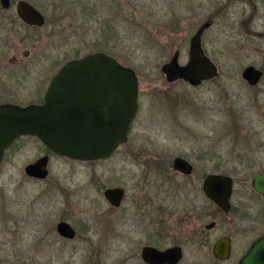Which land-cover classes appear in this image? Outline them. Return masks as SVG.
Wrapping results in <instances>:
<instances>
[{"label": "rangeland", "instance_id": "obj_1", "mask_svg": "<svg viewBox=\"0 0 264 264\" xmlns=\"http://www.w3.org/2000/svg\"><path fill=\"white\" fill-rule=\"evenodd\" d=\"M29 1L38 2L49 25L38 33L0 30V62L10 76L26 81L20 89L16 79L10 81L11 100L20 105L37 100L33 87L40 78L73 58L104 52L137 72L140 107L129 141L112 158L80 163L52 156L50 177L39 186L32 185L25 168L45 155L42 144L25 139L10 151L0 173V264H145L141 250L147 245L161 250L181 246L179 264H239L262 226L257 220L243 221L237 209L215 217L200 192L206 176L202 166L215 168L221 157L237 165L240 174L230 175L235 180L233 207H241L247 197L257 219L260 203L250 186L259 168L250 162L264 158V79L251 86L242 74L249 66L264 71V0ZM210 20L214 25L205 31L203 47L219 77L199 87L168 83L162 66L176 50L185 65L191 38ZM210 146L219 157L201 160ZM176 157L194 166L187 180L174 174ZM221 170L236 172L234 166ZM113 187L127 191L120 210L104 197L105 189ZM45 190L56 191L57 221L65 213L78 229L74 242L46 237L50 223L44 218L50 219L42 205L21 214L20 206ZM178 194L183 198L179 203ZM135 202L147 203L142 216ZM212 222L215 227L206 229ZM225 236L232 239L233 255L222 262L212 247Z\"/></svg>", "mask_w": 264, "mask_h": 264}, {"label": "water", "instance_id": "obj_2", "mask_svg": "<svg viewBox=\"0 0 264 264\" xmlns=\"http://www.w3.org/2000/svg\"><path fill=\"white\" fill-rule=\"evenodd\" d=\"M9 0H2L8 6ZM18 13L28 25L42 27L44 17L28 2L18 4ZM211 22H205L190 40L188 61L180 63L176 50L161 71L170 84L185 82L199 87L219 76L215 63L205 54L202 40ZM28 53H26L27 55ZM243 79L256 86L263 72L254 66L243 71ZM140 81L137 72L123 65L115 57L97 52L66 63L53 78L41 105L0 106V165L4 152L23 136L37 137L59 157L79 162L109 159L129 141L132 123L139 111ZM48 157H43L25 168L28 176L43 179L47 176ZM174 170L191 175L192 165L183 158H176ZM253 189L264 196V175L252 181ZM205 195L224 213L231 208L233 178L209 175L203 185ZM125 196L122 188H107L106 201L120 207ZM214 223L206 226L212 229ZM59 234L74 239L76 232L68 223L58 226ZM231 239L220 238L212 248L213 256L222 262L232 257ZM184 257L181 246L164 250L153 246L143 248L141 258L145 264H179ZM239 264H264V237L256 241Z\"/></svg>", "mask_w": 264, "mask_h": 264}, {"label": "flooded vegetation", "instance_id": "obj_3", "mask_svg": "<svg viewBox=\"0 0 264 264\" xmlns=\"http://www.w3.org/2000/svg\"><path fill=\"white\" fill-rule=\"evenodd\" d=\"M21 1H25V2H28L30 5H32L43 17H44V19H45V24H44V26H42V27H37V26H31V25H28V24H26L22 19H21V17L19 16V13H18V4L21 2ZM37 4H38V2L37 3H33V2H31V1H29V0H9L8 1V6L7 7H5V6H3V4H2V0H0V30L1 31H9V30H20L21 28H24V29H26V30H28V31H33V32H36V33H38L39 31H42V30H44L45 28H46V26H48L49 25V19H48V17H47V14L44 12V11H42L38 6H37ZM40 4V3H39ZM244 14H246V12H244ZM207 22H211V26H210V28L214 25V20H210V21H207ZM251 22V21H250ZM251 24V23H250ZM250 26V25H249ZM200 28V27H199ZM209 28V29H210ZM209 29H207V30H209ZM206 30V31H207ZM205 33V32H204ZM258 36H262L260 33H258L257 34ZM203 36H204V34H203ZM202 44H203V40H202ZM204 48V47H203ZM204 51H205V54H206V56H208L207 55V52H206V50L204 49ZM26 53H28L27 55H26ZM24 56L26 57V58H28L29 57V52H24ZM82 57H84V56H82ZM82 57H76V58H73V59H71V60H74V59H79V58H82ZM209 57V56H208ZM210 58V57H209ZM211 59V58H210ZM71 60H69V61H71ZM69 61H67V62H65L64 64H62L60 67H58V69H56V71L50 76H48V77H45V78H40L41 80L39 81V83L37 82L35 85H34V89H35V91H36V93H35V95H37L38 96V99L37 100H34V101H31L30 103H28L27 105H31V104H36V105H41V104H43V102H44V97H45V94H46V92H47V90H48V88H49V86H50V83L52 82V80H53V78L57 75V73L59 72V70L66 64V63H68ZM57 65V64H56ZM56 67V66H55ZM54 67V68H55ZM9 68L7 67V66H3V62H0V72L2 73V76H3V78H1V80H0V106L1 105H4V104H17V105H20V103H17V102H15V101H13V100H11L10 98H9V96H11V94H13L14 92V88H12L11 87V85L10 84H12V83H10V81L11 80H13V79H16L17 80V82H18V88L20 89V87L22 86V84L21 83H23V85L25 84V82H24V78L23 77H20V75H15V74H13L12 76H10L9 75ZM259 70H261V69H259ZM262 72H263V76H262V78L260 79V81L258 82V84L257 85H260L261 83H262V81H263V79H264V71L263 70H261ZM7 74L9 75L8 77H7ZM219 77V76H218ZM217 77V78H218ZM46 78H48L47 80H46ZM217 78H215V79H217ZM215 79H213V80H215ZM213 80H211V81H213ZM245 81V80H244ZM246 82V81H245ZM10 83V84H9ZM205 83V82H204ZM246 83H248V82H246ZM256 85V86H257ZM251 89H254V88H251ZM27 105H20V106H27ZM263 108V107H262ZM138 113H139V111H138ZM137 116H138V114H137ZM136 119H137V117H136ZM136 119L134 120V122L136 121ZM133 122V123H134ZM133 123H132V125H133ZM132 125H131V128H132ZM131 128H130V132H131ZM130 132H129V135H130ZM25 139H34V140H36V141H38L40 144H42V146H43V149H44V151H45V155L44 156H42V157H40V158H38L35 162H37L39 159H41V158H43V157H48V164H47V168H46V170H47V172H48V174H47V176L45 177V178H43V179H39V178H33V177H30V176H28L27 174H26V176L28 177V179H30V181H33V183L34 184H32V185H34V186H39V182H41V181H46V180H48L49 179V174H50V171H49V168H48V165H49V161H50V159H51V157L52 156H56V157H59V156H57L56 154H54L51 150H49L37 137H34V136H23V137H21V138H19V139H17L15 142H14V144L12 145V146H10L8 149H6L5 150V152H4V156H3V159H2V162H1V165H0V173L4 170V166H5V164H6V162L8 161V159H9V154H10V151L18 144V143H20V142H22L23 140H25ZM118 151V150H117ZM116 151V152H117ZM115 152V153H116ZM204 153L201 155V160H203V159H207V160H216L219 156L215 153L216 151L214 150V148L212 147V146H210V147H208L207 149H205L204 151H203ZM114 153V154H115ZM113 154V155H114ZM216 155L218 156V157H216ZM221 156H223V155H220V157ZM60 158H63V159H66V160H70V159H68V158H64V157H60ZM110 158H112V157H110ZM109 158V159H110ZM176 158H178V157H176ZM176 158H174V160L176 159ZM180 158H182V157H180ZM109 159H107V160H109ZM184 159V158H183ZM221 161L220 162H218V165H216V167L215 168H212V169H210V168H207V166L206 165H203L202 167H203V170H204V173H205V178H204V180H203V182H202V188L200 189V192H201V194L204 196V198H205V201L207 202V204H208V206L209 207H212V208H214L215 209V211H216V213L214 214V216L216 217V215L218 216H220V215H222V216H225V215H229L230 214V212L233 210V209H237V210H239V211H242V216H241V218H242V220L243 221H254L255 222V220H257V223H258V225H261L262 226V230H260L261 232L260 233H258L257 235H256V238L255 239H253V241L251 242V243H249L248 244V247L246 248V252H245V254L243 255V256H245L248 252H249V250H250V248L252 247V245L256 242V241H258L259 239H261V238H263L264 237V196L262 195V194H260V193H257L254 189H253V185H252V181H253V179L256 177V176H258V175H264V158L263 159H260V160H256V161H253V162H250V163H252L253 164V166L255 165V167L257 168H259L257 171H255L254 172V174H255V177L252 179V181H251V186H250V188H251V190H252V192H253V194H254V196H256L259 200H258V202L260 203V209H261V212H260V214L258 215V217H257V219L254 217V214L251 212V210H252V206H251V204H247V202H246V200H247V197H245V199H242L243 201H242V203L240 204L241 205V207L239 206V207H233V204H232V200H233V198H234V194H235V180L233 179V194H232V196H231V199H230V204H231V208H230V211L228 212V213H224L214 202H212L211 200H209L208 198H207V196L205 195V193H204V190H203V185H204V181H205V179L209 176V175H223V176H228V177H231L230 175H234V174H240V172L239 171H237V168L238 167H236L237 165H231L230 164V161L228 160V158L226 157V158H223V157H221ZM174 160L172 161V168H173V171H174V174H177V175H181L182 176V178H184V180H187L189 177H191L192 176V174H193V171H194V166L188 161V160H186V161H188L191 165H192V167H193V169H192V173H191V175H184V174H182V173H180V172H177V171H175L174 170V166H173V163H174ZM244 160H247V158H245ZM70 161H73V160H70ZM99 161H106V160H99ZM99 161H93V162H80V163H94V162H99ZM35 162H33V163H35ZM75 162H79V161H75ZM32 164V163H31ZM171 164H168V168H166L165 170H166V172L168 173L169 171H171V167H170V165ZM258 165V166H257ZM230 166V168L232 167V166H234L235 167V170H236V172L235 173H229V172H227V171H223V170H221L222 169V167L224 168V167H226V168H228ZM253 166L252 167H250L251 169L253 168ZM263 168V169H262ZM250 170V169H249ZM165 172V173H166ZM164 172H163V175L165 174ZM232 178V177H231ZM179 186H181V185H179ZM186 187V186H185ZM56 188V187H55ZM113 188H122V187H113ZM180 188V190L181 191H183V190H185V188L183 187V186H181V187H179ZM122 189H124V188H122ZM106 190V189H105ZM125 190V189H124ZM105 192V191H104ZM39 193V192H38ZM37 193V195L35 196V197H33L34 198V200L31 202V204H28V205H21L20 207H21V209H20V211H21V214H25V213H22V212H24L25 210H26V212H28L29 213V211L31 210V209H34V206H36V205H42V208H44L43 209V211H45L44 212V214H45V216H48L49 217V222L46 220V218L47 217H45L44 219L46 220H44V223L46 222V223H50V225L48 226V231L49 232H44L45 234H46V237H53V236H58L62 241H67V242H74L77 238H78V229H76L74 226H72L71 225V223L69 222V219H68V216L65 214V213H63L62 215H61V219L59 220V222L57 221V201H56V191L54 192V190H45L44 192H42V193H39L38 194ZM126 194H127V191L125 190V196H124V199H123V201L121 202V205H120V207H118V208H115V207H112L110 204V206L113 208V209H115V210H120L122 207H123V202H124V200H125V198H126ZM25 198H26V196H25ZM177 202L179 203V202H181L182 201V197L180 196V194H178L177 195ZM40 199H43V200H41V204L39 203L40 202ZM146 204L147 203H139V202H135L134 203V208H136V211L138 212V213H140L139 214V216H142L143 215V208L146 206ZM33 206V207H32ZM168 210V209H167ZM167 210H165V211H167ZM164 211V213H166ZM199 211H200V208H198L197 207V209H196V215H199ZM146 215V214H145ZM163 217V216H162ZM161 220H163V218H161ZM68 223L69 225H71L72 227H73V229L75 230V232H76V236H75V238L74 239H68V238H65V237H63V236H61L60 234H59V231H58V226H59V224H61V223ZM98 223H99V226H100V230H99V234H100V237H99V242H98V250H99V252H100V254H101V210H100V214H99V217H98ZM212 223H215V222H212ZM44 227H45V225H44ZM215 227V226H214ZM247 230H249V228L247 229ZM254 230H256V228H252V231H254ZM85 231H87V232H89V228H86V230ZM251 231V232H252ZM87 232H85V233H87ZM250 232V233H251ZM21 237H23L22 235H21ZM225 237H228V236H225ZM230 238V237H229ZM231 239V238H230ZM219 240V239H218ZM217 240V241H218ZM216 241V242H217ZM215 242V243H216ZM231 249H232V255H233V243H232V239H231ZM148 246V245H147ZM144 247H146V246H144ZM143 247V248H144ZM143 248H142V250H143ZM213 248V247H212ZM1 250V249H0ZM142 250H141V253H142ZM142 259V258H141ZM143 261V260H142ZM2 264H8V263H5V262H2Z\"/></svg>", "mask_w": 264, "mask_h": 264}, {"label": "trees", "instance_id": "obj_4", "mask_svg": "<svg viewBox=\"0 0 264 264\" xmlns=\"http://www.w3.org/2000/svg\"><path fill=\"white\" fill-rule=\"evenodd\" d=\"M113 57H115V56H113ZM115 58H116V57H115ZM200 234H201V236H200L201 238H202V237L205 238V237H204V236H205V233H204L203 231H201ZM202 242H203V241H202Z\"/></svg>", "mask_w": 264, "mask_h": 264}, {"label": "bare ground", "instance_id": "obj_5", "mask_svg": "<svg viewBox=\"0 0 264 264\" xmlns=\"http://www.w3.org/2000/svg\"><path fill=\"white\" fill-rule=\"evenodd\" d=\"M258 69V68H257Z\"/></svg>", "mask_w": 264, "mask_h": 264}]
</instances>
